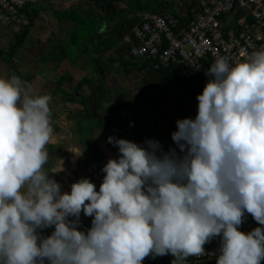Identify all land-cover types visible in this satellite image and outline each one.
Returning <instances> with one entry per match:
<instances>
[{"label":"clouds","instance_id":"9594fccd","mask_svg":"<svg viewBox=\"0 0 264 264\" xmlns=\"http://www.w3.org/2000/svg\"><path fill=\"white\" fill-rule=\"evenodd\" d=\"M206 74L197 115L171 134L179 152L110 135L120 155L103 166L99 191L81 178L70 193L50 175L63 163L45 168L50 95L0 76V264H143L168 253L187 264L220 234L217 264H261L264 228L238 226L245 211L264 225V49L237 63L219 56ZM82 211L93 217L86 232Z\"/></svg>","mask_w":264,"mask_h":264},{"label":"crops","instance_id":"0c3cea01","mask_svg":"<svg viewBox=\"0 0 264 264\" xmlns=\"http://www.w3.org/2000/svg\"><path fill=\"white\" fill-rule=\"evenodd\" d=\"M31 1L38 10L32 28L43 20V65L39 66L43 94L51 97L54 128L45 168L52 170L63 163V171L50 174L60 182L61 191L70 193L77 182L66 173L76 176L113 158L110 135L137 143L156 139L164 151L176 148L179 152L171 135L177 130L176 121L195 118L197 95L206 84L178 66L155 70L150 61L132 58L129 44L141 13L168 12L180 17L197 0H138L141 12L135 11L131 0ZM244 19L237 12L224 17L221 25L224 31H239ZM70 45L74 51H68ZM72 151H83V155ZM245 217L238 226L245 234L264 228L251 213L245 211ZM92 219L82 211L78 228L86 232ZM174 259L171 253L150 254L143 264H172ZM196 264H217V260Z\"/></svg>","mask_w":264,"mask_h":264},{"label":"built area","instance_id":"2783aa9c","mask_svg":"<svg viewBox=\"0 0 264 264\" xmlns=\"http://www.w3.org/2000/svg\"><path fill=\"white\" fill-rule=\"evenodd\" d=\"M30 0H0V27L19 34L23 21L20 11ZM241 12L245 19L240 30L224 31V17ZM264 49V0H197L183 16L168 12H144L132 30L129 54L132 58L150 61L155 70H167L178 66L196 79L207 83L206 74L219 56L237 63L254 51ZM132 127V124L129 125ZM120 155L115 145L114 156ZM92 165L78 171L76 176H66L76 181L89 178L99 191L103 178V166ZM59 182V181H58ZM60 183V182H59ZM222 234L204 245L202 256H189L187 264L212 262L221 254Z\"/></svg>","mask_w":264,"mask_h":264},{"label":"rangeland","instance_id":"374dc122","mask_svg":"<svg viewBox=\"0 0 264 264\" xmlns=\"http://www.w3.org/2000/svg\"><path fill=\"white\" fill-rule=\"evenodd\" d=\"M135 11L142 10V6L137 4L138 0H131ZM22 19V18H21ZM23 21V19H22ZM32 28L26 37L22 47L17 53L18 65L22 74V80L30 86L35 94L43 95V71L40 72V64L43 65V20ZM34 30V31H32ZM13 31L9 28L0 27V48L6 49L13 43ZM73 50V46H69ZM74 51V50H73ZM42 69V68H41ZM5 65L0 62V76H4ZM71 95H68L70 100ZM56 108V106H54ZM60 109V107H57ZM58 180H61L60 178Z\"/></svg>","mask_w":264,"mask_h":264},{"label":"trees","instance_id":"16d2710c","mask_svg":"<svg viewBox=\"0 0 264 264\" xmlns=\"http://www.w3.org/2000/svg\"><path fill=\"white\" fill-rule=\"evenodd\" d=\"M20 17L26 22V23H23L20 33L13 36L14 38L13 43H11L6 49L0 48V62L5 65L4 76L6 77H10L11 75L15 74L19 76L20 78H22V74L19 71V65L16 61V58H17V53L19 51V48L23 45L32 26L34 25L33 22L38 17V10L36 9L35 3H33L30 0L24 6V8L20 11ZM61 86H62V81H59L58 84L56 85V88L59 90ZM80 86H82V84ZM54 230H55V227L50 226V227L40 229L39 231L43 237H47L48 235H51ZM261 264H264V260L261 261Z\"/></svg>","mask_w":264,"mask_h":264}]
</instances>
